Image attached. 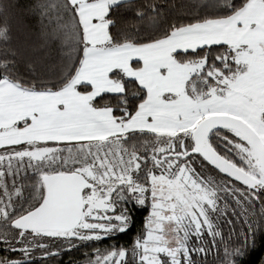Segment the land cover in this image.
Listing matches in <instances>:
<instances>
[{
    "label": "snow or ice",
    "instance_id": "obj_1",
    "mask_svg": "<svg viewBox=\"0 0 264 264\" xmlns=\"http://www.w3.org/2000/svg\"><path fill=\"white\" fill-rule=\"evenodd\" d=\"M258 247L264 0H0V264Z\"/></svg>",
    "mask_w": 264,
    "mask_h": 264
},
{
    "label": "trees",
    "instance_id": "obj_2",
    "mask_svg": "<svg viewBox=\"0 0 264 264\" xmlns=\"http://www.w3.org/2000/svg\"><path fill=\"white\" fill-rule=\"evenodd\" d=\"M137 219H140L138 215ZM122 242L127 240V237L121 238ZM264 256V247H258L254 252L250 254L249 257L246 258L245 264H259L258 258ZM67 259V257H65Z\"/></svg>",
    "mask_w": 264,
    "mask_h": 264
}]
</instances>
